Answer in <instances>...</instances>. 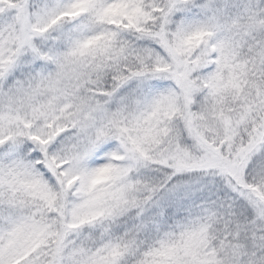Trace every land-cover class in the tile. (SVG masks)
<instances>
[{"label": "snow or ice", "instance_id": "snow-or-ice-1", "mask_svg": "<svg viewBox=\"0 0 264 264\" xmlns=\"http://www.w3.org/2000/svg\"><path fill=\"white\" fill-rule=\"evenodd\" d=\"M0 264H264V0H0Z\"/></svg>", "mask_w": 264, "mask_h": 264}]
</instances>
